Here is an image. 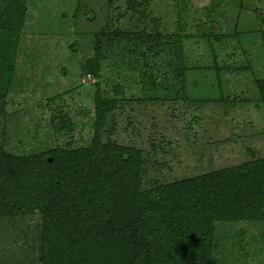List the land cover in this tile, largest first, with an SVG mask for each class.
<instances>
[{
    "label": "rangeland",
    "instance_id": "1",
    "mask_svg": "<svg viewBox=\"0 0 264 264\" xmlns=\"http://www.w3.org/2000/svg\"><path fill=\"white\" fill-rule=\"evenodd\" d=\"M23 14L0 68V150L88 146L99 89L117 101L103 141L141 151L147 196L264 158V0H24ZM40 233L36 208L0 216V264H37ZM210 248V264H264V222H216Z\"/></svg>",
    "mask_w": 264,
    "mask_h": 264
},
{
    "label": "trees",
    "instance_id": "2",
    "mask_svg": "<svg viewBox=\"0 0 264 264\" xmlns=\"http://www.w3.org/2000/svg\"><path fill=\"white\" fill-rule=\"evenodd\" d=\"M23 11L24 0H0V68L14 51ZM112 37L124 34L108 35L109 43ZM84 70L97 76V60ZM1 75L9 71L0 85ZM255 84L264 105V78ZM94 105L86 147L29 157L0 150V216L38 209L37 264H210L216 222H264V158L157 186L150 197L141 190V151L103 141L117 101L97 89Z\"/></svg>",
    "mask_w": 264,
    "mask_h": 264
}]
</instances>
